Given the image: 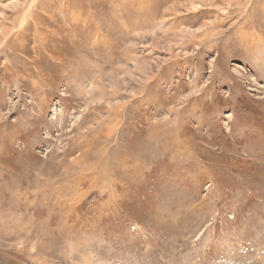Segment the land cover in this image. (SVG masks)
Listing matches in <instances>:
<instances>
[{
  "label": "rangeland",
  "instance_id": "rangeland-1",
  "mask_svg": "<svg viewBox=\"0 0 264 264\" xmlns=\"http://www.w3.org/2000/svg\"><path fill=\"white\" fill-rule=\"evenodd\" d=\"M0 264H264V0H0Z\"/></svg>",
  "mask_w": 264,
  "mask_h": 264
}]
</instances>
